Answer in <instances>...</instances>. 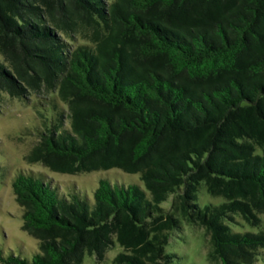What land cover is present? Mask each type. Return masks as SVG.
<instances>
[{
  "label": "trees",
  "instance_id": "16d2710c",
  "mask_svg": "<svg viewBox=\"0 0 264 264\" xmlns=\"http://www.w3.org/2000/svg\"><path fill=\"white\" fill-rule=\"evenodd\" d=\"M26 87L56 93L29 163L138 178L89 196L19 170L39 247L2 264L101 263L116 244L113 264H173L180 217L207 231L208 261L255 263L264 231L232 223L264 218V0H0V91Z\"/></svg>",
  "mask_w": 264,
  "mask_h": 264
},
{
  "label": "rangeland",
  "instance_id": "374dc122",
  "mask_svg": "<svg viewBox=\"0 0 264 264\" xmlns=\"http://www.w3.org/2000/svg\"><path fill=\"white\" fill-rule=\"evenodd\" d=\"M26 90L22 97L0 91V254L4 257L13 253L28 257L30 252L37 251L39 247L38 241L24 230V210L14 192L12 180L19 170L35 175L42 174L64 192L76 188L83 191V194L87 190L89 196H92V189L97 187L102 178H118L126 183H129L130 178H138L137 175H126L116 170L63 174L53 172L41 163H29L27 156L40 141L38 129L45 132L47 124H50L56 113L51 103L56 93L45 90L38 92L27 87ZM57 103L67 126V106L58 98ZM222 201V198L208 195L205 189L199 194L202 205L219 204ZM180 218V228L172 233L166 247L167 254H176L179 257L173 264H221L218 261H208L210 236L205 228ZM234 218V230L264 231V218L261 227H253L239 216ZM122 251L116 244L101 263L94 256L86 255L83 264H113L115 256ZM258 254L254 264H264V248L259 249Z\"/></svg>",
  "mask_w": 264,
  "mask_h": 264
}]
</instances>
